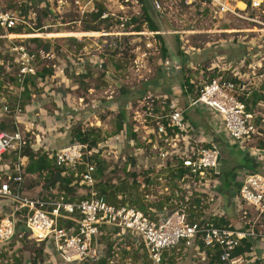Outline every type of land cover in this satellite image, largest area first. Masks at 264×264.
I'll use <instances>...</instances> for the list:
<instances>
[{
	"label": "built area",
	"instance_id": "2783aa9c",
	"mask_svg": "<svg viewBox=\"0 0 264 264\" xmlns=\"http://www.w3.org/2000/svg\"><path fill=\"white\" fill-rule=\"evenodd\" d=\"M186 1L195 2L215 19L223 20L230 15L251 23L246 31L258 35L247 41V51L241 63L245 67L249 62L253 75L264 77V50H261L264 48V0H250L249 3L244 0ZM91 2L88 0L85 6ZM153 4L156 10L161 8L160 1H153ZM86 10L81 8L80 12L83 14ZM29 15L0 3V39L6 41L8 52V57L1 59L0 65L12 67L15 64L17 72L13 76L18 82L8 81L4 87L18 97L24 91L27 77L37 74L39 57L44 56L43 51L30 49L27 42L40 35L25 31L27 27L35 31L29 22ZM59 25L60 22L43 25L40 29ZM234 30L244 32L242 29ZM256 38L263 42L253 41ZM170 63L166 62L165 66H171ZM258 68L262 70L260 73H257ZM213 69L211 77L196 83V95L189 98L187 105L176 99H171L169 103L163 100L156 108L153 105L147 107L140 118L135 117L140 124L133 126L134 132L142 131L136 139L137 146L132 156L137 159L138 165L146 164L148 181L143 186L145 209L127 202L111 203L98 192L94 174L96 166L88 159L99 154L102 146L110 147L114 140L112 136L92 148L86 143L72 141L50 154L58 167L73 168L75 175L79 176V185L87 187L78 195L80 197L75 198L64 192L39 196L26 194L23 184L27 157L20 152L26 146L27 138L19 128L0 132V202H7L6 205L0 204V254L11 249L14 237L22 236L18 228L19 222L23 221L25 230L38 243H44L54 253H59L66 263L103 259V237L111 238L115 251L117 244L127 251L142 246L141 251L145 249L147 257L141 258L138 264H164L166 250L174 249L181 243L191 247L197 239L206 249H220L223 263H243L242 258H233L232 254L244 240L255 239L258 233L251 228L215 225L211 220L201 221L194 217V214L217 203L214 192L206 188L217 186L221 149L214 139L205 137L187 111L189 107L211 111L220 121L222 133L230 143L238 144L241 149L246 148L251 139L264 142V113L248 109L236 95L248 84L234 81L235 77H243L232 64L219 59ZM247 78L250 79L251 75ZM3 108L5 112L9 110L7 104ZM20 111L21 107L17 105L16 112ZM250 150L255 160L264 165V143L252 146ZM6 153L18 154V160L5 157ZM83 163L85 169L79 172L78 166ZM173 172H179L180 176L174 179ZM233 200L236 211L245 216L249 208L264 212V172L248 171ZM213 213L217 215V209L214 208ZM261 237L263 239L264 235ZM206 249L195 245V252L202 261L208 259ZM124 261L125 264H133L128 256ZM0 264L9 262L0 259ZM111 264H114L112 260Z\"/></svg>",
	"mask_w": 264,
	"mask_h": 264
},
{
	"label": "rangeland",
	"instance_id": "374dc122",
	"mask_svg": "<svg viewBox=\"0 0 264 264\" xmlns=\"http://www.w3.org/2000/svg\"><path fill=\"white\" fill-rule=\"evenodd\" d=\"M158 1L161 3V8L157 11L160 13H157L152 7L150 0H93L92 4H87L88 6H85V0H78V2L77 0H0L2 6L6 8L27 12L31 15L29 22L35 31L30 27H27V29H30L32 33H50L38 36L42 41H40V44H37L38 42L36 43L38 45L37 48L33 41H26L30 49L34 51H38L37 49L43 47L47 48L50 51V56L48 57L47 55L43 58L39 57V61L43 60L40 66L42 64L49 65L45 67L46 71L49 69L54 70V67L55 69L58 68V75H62V71L67 76L65 78L66 83H68L69 80L67 81V79L71 76H73V80L77 79L75 82L81 83L78 91L84 96L87 102L91 100V97L86 96L88 91L87 87H95L97 89L92 92V97L97 96L102 100H106V93H108L110 89H115L116 95L123 96L127 90L131 91L134 89L135 91L136 87L142 86V90L137 89L138 92L134 96L128 94L125 96V102L120 101L119 106H123V103L124 105L128 103V105L121 108L120 112L105 110L99 113L97 116L102 120V124H100L101 121L100 123H96L93 120L88 126L85 124H78L85 127V129L102 127L104 140L110 136L114 138L112 141L113 144L110 147L102 146L100 149L99 156L105 159L108 165L105 169L104 176L101 179H97V188L99 183H106L111 189L119 187L117 194L118 201L130 204L138 202L139 200L136 198H140V195L142 198L144 197L143 186L145 183L147 184V174H145L146 164L144 165L143 163L138 165L137 159L132 156L137 146L136 139L142 131V129H140L139 133L134 132L133 126L135 124H140L135 120V117L138 116L140 118V115L147 107L153 105V107L156 108L157 104L163 100L169 103L171 99L175 97L172 95L174 90H171V84L179 83L182 85L181 78H171L169 80L167 70L162 66L163 63L165 64L170 60L169 53L175 57L176 54L183 56L186 54L185 50L190 49L193 51L194 48H196L198 51L199 49L202 50L204 56L210 54L209 59L211 61L212 59H217L215 57H218L219 53L220 55L232 57V59L230 58L232 62L236 61L241 63V59L244 58L243 54H246V51L245 53L242 52L238 54L239 49H236L235 45L240 44L245 47L248 40L258 35V33L246 31L252 26L248 21L230 15L226 16L223 20L219 18L215 19L209 11H202V7H199L195 2L189 3V1L186 0ZM101 5L106 8V12L104 13V16L108 18L106 21H98L90 16V13L96 11ZM240 5L243 6V4ZM81 8H83V10L87 9L86 12L82 14V12H80ZM149 18L152 19L153 23L157 24V32L160 33L159 35L164 36L165 41L158 37L156 39L154 37L148 39V35H146V37H144V35H138L141 38H137V41L134 43L133 37L131 35L129 36V34L123 36L121 40H119V38L117 41L115 40L118 35H121V33L118 32H123L122 29L142 31L148 29L151 24ZM59 22L61 25L57 27L40 29L43 25H57ZM86 24H94L99 28L104 27L106 31H110L116 35L112 34L107 37L108 41L111 43H109L108 47L110 60L106 65L113 73V76H118L117 80H119L121 88H119L118 84L113 80L105 76L104 73L101 75V70L96 71V76L90 77L89 80L86 78L84 80H79L78 76L71 75L69 66L65 63L66 61L68 62L67 55L70 54L69 43L71 40L69 39L71 35H55V33L66 31L75 33V31L79 30L78 34L83 36L81 34ZM235 28L242 29L244 32L235 31ZM123 39H125L126 43H123ZM149 40L151 41V45L148 44ZM253 41H258L259 43L263 42L257 38ZM167 42L170 46H167ZM261 50H264V48H261ZM198 51L193 55L188 54V56L194 59V56L197 57L199 53L202 52ZM55 53L65 62H60ZM115 59H120L118 60L119 64ZM122 59L124 61H122ZM194 61L195 63H192L191 59V64L194 68L185 70L184 75L197 77L198 82H204L206 77L202 76L204 75L202 69L206 71L205 76L210 73V71L206 70L207 66L197 65L196 59ZM217 61H219V59H217L215 63ZM170 64H172V62ZM206 65H209V62H207ZM12 68L14 73L17 72V66L15 64L12 65ZM241 69H245L244 66ZM259 70L258 68L257 71ZM227 72L228 71L225 73ZM58 78L52 79L50 77L47 79L48 83H43L41 85L40 83H35L36 85L31 84V90L34 94L30 97V100L33 101L43 97H50L53 99L54 95L52 91L55 89H60L63 92L69 91V84L65 87L64 83L59 82L61 78ZM261 80L264 81V78L260 77L256 83L260 84ZM5 83L6 82H4L3 85H6ZM256 83L254 85H257ZM3 85L2 88L4 90L13 93L9 91L8 88L3 87ZM259 87H261L259 88L260 90H264V82H262ZM193 89H195V85ZM252 105L253 103H250V106ZM48 106L49 110H52L53 106H55L54 101L50 100V102L47 103V107ZM251 108L264 113V106H252ZM63 117L67 118L65 115H63ZM120 123L122 124V128L119 129ZM75 126H77V124H75L74 127ZM72 128L68 129L67 133L71 136V141H74L71 135ZM20 130L31 143L34 141L35 136L32 132H28L25 127H20ZM243 149L244 150H242L238 144L228 145V147L225 148L227 157L221 159L219 165V170L222 174L221 178L228 177L229 173L232 171H226L234 170L236 165L243 162V151H245L246 148ZM13 155L14 154L11 153L9 156L12 161ZM238 172L241 173V170H238ZM58 180H60V178H58ZM40 181L43 183L45 180L44 178H34L32 174L29 176L25 175L24 187L25 189L35 187L37 191L39 190L38 192H40L41 195L46 192L48 193L47 190L49 187H45L47 184H39ZM37 184H39V187H37ZM77 187H79L77 189L78 194L74 195L75 198L80 197L78 195L83 192L84 188H87L86 186L81 187L79 184ZM214 187L215 186L212 185L210 188L213 189ZM126 197L127 200L125 199ZM0 204H5V202H0ZM0 215H2V212H0ZM245 220L250 222L239 228H251L258 233V236L255 239L244 240L242 243L248 242L250 244L249 246L252 247L249 249L248 253L253 252L255 257L254 264H264V241L261 240V236L264 235V212L249 209ZM18 232L21 233L22 236H17L15 238L16 240H13L14 242L11 244V248H14L16 245L17 247L11 254L7 253V255L0 256L2 261L7 260L9 264H22L24 261L28 264H98L97 262L89 261L66 263L62 260L59 253L55 252L53 256L51 253L45 252L44 245H40L31 234L25 230L23 221L19 222ZM101 241L107 243L108 247H113L110 238L105 240V237H103ZM116 248L118 253L123 250L121 244H117ZM141 248L143 247L141 246L128 251L122 258L120 254L119 256H115V253H111L109 259H105L106 263L108 264L112 260L114 264H125L124 259L128 256L132 259L133 264H138L144 252L143 250L141 251ZM192 252L193 249L189 248V252L186 253L185 256H182L185 262L184 264H225L219 263L216 257L213 256V253L210 257L208 256V260L202 261L200 257H193L195 253L193 254ZM181 255H183V253H181ZM249 257H252V255L244 256L243 258L245 260ZM244 260L241 264H246Z\"/></svg>",
	"mask_w": 264,
	"mask_h": 264
},
{
	"label": "crops",
	"instance_id": "0c3cea01",
	"mask_svg": "<svg viewBox=\"0 0 264 264\" xmlns=\"http://www.w3.org/2000/svg\"><path fill=\"white\" fill-rule=\"evenodd\" d=\"M88 0H85V3ZM93 1V0H92ZM151 4L154 7L153 1H157V0H150ZM92 4V2L90 3ZM88 4V5H90ZM155 8V7H154ZM94 10V9H93ZM156 10V9H155ZM93 12V11H92ZM158 12V11H157ZM99 30H97L96 32H94L93 34L90 31L93 30H82V34L83 36H80L78 34V31H75V33H72V31H66V32H60V33H55V35H71L70 36V46H69V53L67 55L68 58V62L64 61L61 57H59L56 53L55 55L58 56V59L60 62H65L68 66H69V70L71 72V75H76L78 76V79L80 80H84L86 79H90V77H95L96 76V71H100L101 75L104 73L105 76L109 77L111 80H113L115 83L118 84V87L121 88V84H119V80L118 76L114 75L113 73L108 69V66L106 65V63L110 60V54L108 53V47H109V42L108 41V36H111L114 33H111L110 31H106V28L104 27H98ZM27 31V30H25ZM123 32H118L121 33V35H118L116 37V41L121 40L123 38V36H127L129 34V36L131 35L133 37V42L135 43L137 41V38H141L138 35L142 36L144 35V37H146V35H148V39H150L151 37H154L155 39L157 38L156 35H154L153 33L156 34L157 31H151L149 28L142 31V30H124L122 29ZM159 33V32H157ZM46 34H50V33H45L42 35H46ZM54 34V33H51ZM152 34V35H151ZM115 35V34H114ZM154 35V36H153ZM80 36V37H79ZM116 36V35H115ZM120 36V37H119ZM250 37V36H249ZM40 38V37H38ZM252 39V38H251ZM40 41H42V39H39L38 41H33V43L35 44V47L37 48V44H40ZM123 43L125 42V39L122 40ZM38 42V43H37ZM37 43V44H36ZM122 43V44H123ZM148 44L151 45V41L149 40ZM117 48V47H115ZM219 48V47H217ZM236 49H239V53H245V51H247V45L242 46V45H235ZM249 48V47H248ZM38 51H43V55L48 57L50 56V51L47 48H39L37 49ZM220 50V49H219ZM4 51H6V44L5 47L3 48L2 52L4 53ZM198 51V49H197ZM196 51V52H197ZM202 50L199 49L198 52H201ZM207 51V50H206ZM196 52H191V53H186L183 56H179L178 54H176V57L173 56L172 54L169 53L170 55V62H172L171 66L166 67L165 64L163 63L162 66L165 67V69L167 70L168 73V77L169 80L171 78H182V76L185 74V70H188L190 68H194V66L191 64V59H192V63H195V59H196V63L199 66H207L206 70L210 71V73H208L205 76V70H203L202 73H204V75H202L203 77H206V79L208 77H211L213 72H214V64L215 61L217 59L220 60H225L227 61V63L232 64L235 69H237L236 71L240 74V76H242L243 78L240 80H243V82H246L248 84V86H252V89L255 90H259L263 95H264V90H260L259 87L260 84H262V82H264L263 80L260 81V84H257L256 81H258L260 79L259 76H254L253 71L250 68V63H246V66L244 67L245 69H241L243 68V64L240 62H236V61H231L232 57H228L227 55H220L218 53V57H215L217 59H212V61L209 59L210 54H207L206 56L203 55V51L201 53H199V55L196 57L194 56V59L190 56H188V54H195ZM214 54V53H213ZM211 54V55H213ZM231 54V53H230ZM244 55V54H243ZM43 56V57H44ZM201 56V57H200ZM225 59H224V58ZM241 57V56H240ZM231 58V59H230ZM4 59V58H0ZM116 62H118L120 59H115ZM122 61H124L122 59ZM141 61V60H140ZM242 61V60H241ZM43 62V60L39 61V65ZM45 62V60H44ZM207 62H209V65H206ZM138 63V61H137ZM3 66L2 68H4V72L3 74L0 73V121L5 120V121H9V120H13L14 125L16 128L20 127H25L26 130L28 132H32V134L35 136L34 137V141H32V148L35 151L38 150H44L47 151L49 154L55 153L56 151L60 150L61 148H63L64 146H66L67 144L70 143L71 141V136L67 133L68 129H71L72 127H74L75 124H85L86 126H88V124L90 125V123H92L93 121H95L96 123H101L102 124V120H100L98 118V114L101 112H104L105 110H109V111H116V112H120L121 108L128 105V103L126 105L123 106H119L120 101L121 102H125L126 98L125 96L130 94L131 96H134L138 91V90H142V86L136 87V90L134 91H128L123 95H116V91L115 89L113 90H109L108 93H106V100H102L100 98H98L97 96L92 97L91 94L92 92L95 90H97L95 87H87L88 91L86 93L87 97H91L90 102L86 101L84 96L81 95L78 91V89L80 88V82H75L76 80H73V76H71L69 79H67L68 83L65 82V78L67 77L64 72L61 71L62 75H58L57 71L58 68L55 71V75L53 76L52 79H57L58 77L61 78L59 79L60 83H64L65 87H67V85L69 86V91L67 92H63L62 90H53L52 94L54 95L53 99H51L50 97H43L37 100H30L28 102H26V104L24 106H21V111L19 113L16 112V107H17V95L13 94V93H9L8 91L4 90L2 88V85L4 84V82L9 81V77H14V71L12 67H7L6 64L1 65ZM240 66V67H239ZM262 70L257 71V73H260ZM111 72V73H110ZM64 74V75H63ZM248 75H251V78L248 79ZM114 78H113V77ZM264 78V77H263ZM195 83H199L197 80V77H192V80ZM257 85H254V84ZM258 86V87H256ZM4 87V85H3ZM171 90H174L173 92V96H175L172 99H176L177 101H179L182 105H187L189 98H191L192 96H195V89H193V92H189V94H185L183 91V87L179 84H171ZM194 93V94H193ZM14 96V97H13ZM171 96V95H170ZM172 96V97H173ZM50 100H53L55 103V106H53L52 110H49V106L47 107V103L50 102ZM5 104L8 105L9 110L7 112H5L4 110V106ZM264 105V100H260L257 104H255V107H259V106H263ZM188 114L189 116L192 118V120L195 122V124L197 125V127L203 132L205 133V137L214 139L217 142V145L220 147L221 149V159L227 157L226 152H225V148L228 147V145H236L233 143H230V141L228 140V138L222 133L221 130V124L220 121L214 117L215 115L212 112H209L207 109H203V108H198V107H189L188 108ZM63 115L67 116L63 117ZM93 120V121H92ZM124 122H126L125 120H123ZM102 129V127H99ZM6 131L8 132L9 130H0V132ZM263 140H255V139H251L246 146V150L243 151L244 152V156H243V162L236 165V168L234 170H229L226 172H230L229 176L227 177H222V174L220 172V174L217 176V186L214 185L217 188H213L211 189L206 188L207 191L210 192H214L215 197L217 199V203H215L213 206L214 207H208V208H204L203 210H201L200 212L194 214V217L196 218V220H215L216 222L220 223L221 225H225L227 227H235V228H239L247 223H249L250 221H246L245 219L247 218V215L245 216L242 212H237L236 211V204L234 202V195L237 192L245 174L250 171V170H254L257 172H264V165L263 163L257 162L255 160V158L251 155V150L250 148L253 146H262L263 144ZM244 150V149H242ZM25 163H28V158L25 159ZM238 170H241V173L238 172ZM220 171V170H219ZM64 172H61L60 175H64ZM31 174H27L26 176H29ZM33 177H37V175H33ZM74 183H71V186ZM24 185V184H23ZM24 187V186H23ZM39 187V186H37ZM25 189V188H24ZM26 194L31 195V196H39L41 195L40 192H38L35 187L29 189L26 188L25 190H23ZM38 193H36V192ZM49 192H58L57 187L56 188H51V190L48 191ZM34 193V194H33ZM36 193V194H35ZM47 193V192H46ZM77 194V191H73L70 193V195L72 197H74V195ZM141 198V199H140ZM140 198H136L137 200H139L136 203H133V205H137L139 207H142L143 209H145V202L144 199L141 197ZM127 200V197L125 198ZM7 204V202H5V205ZM159 205V206H158ZM158 208L161 209L160 204H158ZM217 209V215L213 213V209ZM8 208L6 207V210ZM250 209V208H249ZM248 209V210H249ZM17 237V236H16ZM14 237V241L16 240ZM110 237H105L106 239H109ZM264 241V238L261 239ZM13 241V242H14ZM111 241V238H110ZM12 242V243H13ZM112 243V241H111ZM41 245V243H39ZM127 244H130V241H127ZM195 245H198L201 249V240L197 239L195 242ZM195 245L191 246V247H185L184 243L179 244L176 248L171 249V250H166L164 252L163 255V259H164V264H184L185 262L182 259V256H185L186 253L189 252V248L193 249V257H199L196 252H195ZM17 247L14 246V248H11L10 250H6L4 251L2 254H0V256L3 255H7V253H12V251ZM194 247V248H193ZM103 250H104V258L103 260H105L106 258L109 259V255L111 253H118V251L113 250V247H108L107 243H103ZM206 249V248H205ZM44 251L47 253H50V251L52 252V255L54 253V251H52L50 248L44 246ZM143 253L144 255H142V258H146V251L145 249H143ZM127 250L123 248V250H121L118 253L121 255L120 257L122 258V256L125 254H127ZM123 253V254H121ZM181 253H183V255H181ZM129 254V253H128ZM252 255V257H249L247 259L244 260L243 256H238L240 258H242V260H244L246 262V264H254V255L253 252L251 253H245L244 256H250ZM54 256V255H53ZM127 257V256H126ZM102 260V259H101ZM100 260V261H101ZM195 260V259H194ZM208 260V259H207ZM100 261H98L97 263L99 264ZM22 264H28L22 262ZM107 264V263H106ZM111 264V261L110 263ZM228 264V263H227Z\"/></svg>",
	"mask_w": 264,
	"mask_h": 264
},
{
	"label": "trees",
	"instance_id": "16d2710c",
	"mask_svg": "<svg viewBox=\"0 0 264 264\" xmlns=\"http://www.w3.org/2000/svg\"><path fill=\"white\" fill-rule=\"evenodd\" d=\"M246 2H250V0H244ZM153 7V5H152ZM154 8V7H153ZM155 9V8H154ZM106 12V8L104 6H99L97 8L96 11H93L90 13V16L94 17V19L98 20V21H106L108 18L104 16V13ZM157 12V10H156ZM157 13H160L159 11ZM103 19V20H102ZM150 19V18H149ZM151 20V24L149 25V29L151 31H158V26L156 23H153L152 19ZM126 29V27H125ZM21 29H17L18 32ZM84 30H93L90 31L92 34L94 32H96L98 29V26L94 25V24H86L84 26ZM83 30V31H84ZM16 31V32H17ZM27 33H32V31L30 29H27ZM160 33H156V37L158 38H162V40L165 41L164 36L159 35ZM42 35V34H40ZM41 38H31L29 41H38ZM6 41L4 39H0V58H4L6 59L8 57V52L7 49L6 51H4V53L2 52L3 48L5 47ZM167 46H170L169 43H166ZM239 45V44H238ZM166 50V47H165ZM49 66L46 64H42L41 66L39 65L38 70H37V74L35 76H29L26 79L25 85H24V91L22 93V95L20 97H16L17 98V105L24 106L26 104V102L30 101V97L34 94L32 93L31 90V84L36 85L37 83L40 85L41 84H45L48 83L47 79H49L50 77L52 78V76L54 75L56 69L54 67V70H48L46 71L45 67ZM3 66L0 65V73L3 74V72L5 71L4 68H2ZM50 68V67H49ZM192 77L185 76L183 75L181 78V83H182V87H183V91L185 94L192 92L193 91V87L194 85L196 86V83H192L191 82ZM234 81L236 82H241L240 79L238 78H234ZM8 82V81H6ZM9 82H14L16 84H18L16 77H9ZM32 82V83H31ZM36 83V84H35ZM236 95L238 96V98L242 101H244L246 103V106L248 109H250L252 106H255V104H257L260 100L264 99V95L259 91V90H255L252 89L250 86H246L245 89L241 92L236 93ZM250 103H253L252 106H250ZM121 123L119 124V129L122 128L121 127ZM16 127L14 125L13 120H9V121H5L2 120L0 121V130H15ZM71 135L74 139V141H78L81 143H86L88 145L89 148L98 146L99 143H101L102 141H104L103 138V133H102V129L101 128H88L85 129V127H83L82 125H77L75 127L72 128L71 130ZM27 140V144L26 146L22 149V151L20 152V155L22 156H26L28 158V163L26 165L25 168V173L27 174H32V175H37L38 178H44V182L42 183L40 181L39 184H44L46 185L45 187H49L47 191L51 190V188H56L58 192H64V193H71L73 191H77V189L79 187L78 186V182L77 180L79 179V176L75 175V170L71 167H67L70 169H67L66 167H58L57 164L55 163L54 158L50 157V154L47 151L44 150H38L35 151L32 148V143L30 140ZM72 142V141H70ZM10 155L8 153L5 154V157H9ZM18 160V154H14L13 155V161H17ZM90 162H93L96 166V170H95V178L96 179H101L104 176V172L105 169L107 167V161L103 158H101L99 156V154H95L89 157L88 159ZM85 169V164L83 163L82 165L78 166V171L81 172ZM61 172H64V175H60ZM173 178L176 179L180 176V173H172ZM58 178H60V180H58ZM25 179V178H24ZM148 181V179H146ZM51 182V183H50ZM71 183H74L71 186ZM37 184V186L39 185ZM98 184V183H97ZM100 185V186H99ZM98 185V192L103 195L105 197L106 200H108L111 203H118V199H117V194L119 191V187H115L113 189H111V187H108L106 183H99ZM24 186V185H23ZM80 186V185H79ZM25 187H23V190ZM215 225H221L220 223L216 222L215 220H211ZM44 245V243H41ZM250 244L248 242H245L244 244L242 243L240 246H238L235 251L232 254L233 258H236L238 256H243L244 254L249 252V249H251L252 247L249 246ZM45 246V245H44ZM201 249L205 250V246L204 244L201 242ZM207 252V256L210 257V255L216 257L217 261L219 263H223L220 260V249H206ZM101 264H106V260H101L100 262ZM99 263V264H100Z\"/></svg>",
	"mask_w": 264,
	"mask_h": 264
}]
</instances>
